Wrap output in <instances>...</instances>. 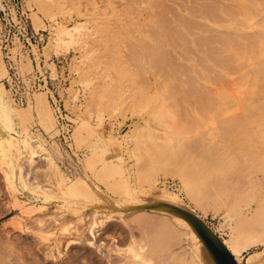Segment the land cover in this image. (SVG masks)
<instances>
[{"label": "rangeland", "instance_id": "obj_1", "mask_svg": "<svg viewBox=\"0 0 264 264\" xmlns=\"http://www.w3.org/2000/svg\"><path fill=\"white\" fill-rule=\"evenodd\" d=\"M2 1L7 15L0 8V54L3 60L0 64V83H3L0 102L4 101L0 112L9 115L18 139L21 140L24 131H33L53 154L61 170L72 179L84 180L85 175H95L98 184L112 189L110 200L124 198L120 205L124 206L123 214L130 216L127 218L146 215L151 216L150 220H156L158 214L152 213V200L148 194L151 181L157 180L160 188L165 185L183 199L174 205L185 213L182 217L191 215L200 219L221 244L230 231L229 216L234 217L235 210L249 213L261 203L264 197V150L258 153L251 148L253 139L249 135H233L232 132L238 131L242 124L247 128L250 121L258 118V109L264 102L261 97L264 79H252L251 88L241 85L246 73L258 71L254 59L262 47L264 0H241L250 7H244L245 14L253 12L249 14L254 17L252 25L244 21L234 0H159L158 14L151 7L153 0L149 3V0H44V8L39 7L37 0ZM205 18L214 22L213 25L207 24ZM17 19L27 22L31 42L27 37H21ZM224 20L229 21L228 25L232 23L229 27L235 31L224 30L228 26ZM6 21L13 27L8 25L5 32ZM84 22H91L98 30L88 49L81 50L75 44L68 51L56 54L53 42L59 28ZM156 26L167 30L164 37L156 33ZM9 31L7 43L4 34ZM148 52L159 58L155 68L162 78L169 71L177 79L178 87L164 100L147 99L151 82L143 60ZM86 56L90 59L89 71L79 73L76 64ZM236 61L241 65L238 66ZM4 67L9 70V77L2 78ZM105 70L111 77L109 99L99 105L95 91ZM162 78L158 80L162 82ZM204 78L210 79L209 87L202 84ZM87 85L93 89L92 95H85ZM253 88L255 93L251 95L240 94V91L248 92ZM127 93L136 94L137 105L133 110L124 105ZM76 95L74 107H71ZM248 99L254 109L249 106ZM237 100L245 105V117L239 116ZM114 107L118 110L114 111ZM99 113L103 116L101 124L95 121ZM231 115L234 120L229 118ZM147 120L154 138L143 147L149 151L138 154L142 159L138 163L126 154L124 147L113 144L109 138L106 141L99 139V131L106 129L107 124L114 126L112 137L117 136L121 141L122 135L129 130L133 129L132 134L137 135ZM119 153L126 159L120 167L116 165L119 164L116 160ZM26 167L28 171L34 169L28 164ZM138 174L147 179L139 180ZM17 179L19 191L7 200L5 197L10 190L0 171V236L10 233L12 239L32 240L28 234L20 235V226H16L26 219V211L22 209L27 205L32 207V204L47 205L43 208L45 212L57 208H53L49 200L26 191ZM125 183L146 191L137 193L136 201L135 196L126 194ZM186 185L192 200L185 191ZM16 197L23 204H16L10 212L4 205L15 201ZM117 209L113 206L114 211ZM166 209L180 215L170 207ZM70 215L74 217L71 212ZM222 223L224 228L221 229ZM146 233L149 237L147 250L154 258L153 264H187L182 259L184 255L175 253L194 246L184 229L179 236H173L168 229L160 230L152 225L146 227ZM112 241L111 236H105V242ZM67 257L57 264L69 262ZM47 261L46 264H56Z\"/></svg>", "mask_w": 264, "mask_h": 264}, {"label": "bare ground", "instance_id": "obj_2", "mask_svg": "<svg viewBox=\"0 0 264 264\" xmlns=\"http://www.w3.org/2000/svg\"><path fill=\"white\" fill-rule=\"evenodd\" d=\"M37 1L40 8L46 7L44 0ZM150 1L152 0H149L148 3ZM234 3L237 4V7L241 12V16L244 17H242L244 21H246V23L249 25H252L254 23V17H251L249 14H252L253 12L245 14L244 11V7L248 4L246 5V3L241 0H234ZM151 7L154 12H157L158 14L160 11L159 0H153L151 2ZM0 8L1 10L5 9L2 0H0ZM249 8L250 7H248V9ZM186 12L187 11H185V14ZM222 13L223 12H221V14ZM261 14L264 16L263 11ZM208 20L207 24L210 22V20ZM204 21L206 23V20L203 19V22ZM213 23H211V26ZM261 23L264 27L263 18ZM261 23L259 25H261ZM214 25L218 27L217 24ZM229 25H223L227 28H224L223 26L222 28H224V30H228V28L229 30L233 29V27L230 29ZM230 26H232V23ZM218 28L221 29V27ZM247 30L249 29L247 28ZM251 30L254 29L252 28ZM95 31L98 32V30L95 29V26L91 25V22H84L72 27H60L57 37L54 38L53 42L56 54H58L60 51H68L70 47L75 44L79 45V49L87 50L90 40L94 39L93 36L96 33ZM155 31L157 34H159V37H164L163 34L167 32V30H164L161 26H156ZM232 31L235 30L233 29ZM96 35H98V33ZM87 54L90 55V52H87ZM257 54L258 53L255 55ZM254 58L256 57L254 56ZM158 59L159 58L156 54L148 52L143 60L144 64L146 65V74H148L151 82L148 88V100H155L157 98L164 100L165 96L171 95L173 89L178 87L177 79L173 73L168 71L165 73L163 78L161 75H159L155 68V62ZM89 60L90 59H88V56H86L85 59L79 61L76 64L79 73H85L89 71ZM254 61L258 66V71L252 73L248 72L244 75L242 80L243 82H241V85L244 88L245 86H247V88L248 86L251 88L250 86L252 84L250 81L252 79H256L257 77L264 79V34L262 36V47L257 59H254ZM0 64H3L1 54ZM240 65L241 63L238 62V66ZM2 70L4 73V77L2 78H5L7 75L8 77L10 76L8 69L4 67ZM103 73L104 75L101 77L98 88L95 91V95L99 99V105H102L109 99L108 89L111 85L109 82L111 77L109 76L108 70H105ZM159 78H162V82L158 80ZM202 80V84L205 87L210 86V79L204 78ZM1 85H3V83H0V86ZM254 88L252 89L253 91L251 89H248V92L246 90L243 93L240 91V94H245L246 96L251 95L255 90ZM92 90L93 89L87 85L85 87V95H92ZM256 90H258V88ZM261 97H264V95ZM261 97L259 96V98ZM76 99L77 95L73 98V101H71V107H74L73 103L76 101ZM249 99L248 101H250ZM255 99L256 98H254V100ZM2 103H4V101L0 102V105ZM124 105L133 110V107L137 105L136 94L127 93L125 95ZM250 105L251 101L249 106ZM244 106L245 105H243V103L240 101L236 103L239 116L243 115L241 117H245L246 115V108ZM251 108L254 109V107ZM1 110L5 111L3 107H1ZM117 110L118 108L114 107V111ZM258 111H260L259 117L250 121L247 128L245 124H242L239 126L238 131L235 132V130H233L232 134L234 135L241 133V135L245 137L249 135V137L253 139V142H251V148L255 149L256 152L259 153V151L264 150V102L260 104ZM133 112L134 111H132V113ZM229 118L234 120V116L232 115ZM159 119L161 120L162 118ZM95 121L97 124L103 123L102 114L99 113L95 117ZM224 125L228 126V123ZM113 127L114 126L112 124H107L106 129L99 131L100 141H106V139L109 138L110 142L113 144H116L121 148L124 147L126 154H128L129 157L132 158L136 163L141 161L142 159L138 157V154L142 153L143 151L148 152L149 150L146 148V150H144L143 147L149 140L154 138L152 134V126H150L149 121L147 120V123L140 127V131L137 135L132 134L133 129L124 133L122 135L123 140L121 141L117 136L112 137L111 131H113ZM15 133L16 132L13 128V123L9 115H5L4 113L2 114L0 112V171L4 178V183L6 184L7 189L10 190V194L6 192L8 196L5 198L8 200V197H11L15 192L19 191L16 184V179L18 177L22 182L21 186H23L26 191L38 194L43 199L49 200L52 203L53 208H57V210L45 212L43 208L47 207V205L38 206L32 204L33 208L30 207L31 205H27V208L25 206V209L23 208L22 210L26 211L24 212L26 215L24 218L26 219H24L25 221L18 222V225L16 226H20V235H23V233L24 235L28 234L30 238L33 239H24L25 241L22 239H12V235L9 236L10 233H6L8 232L6 231V234H3L4 236H0V264H46L48 262L47 260H51L57 264L64 261L67 256V258H69V262H65V264H153L154 258L149 256L147 250L149 237H147L146 233V227H151L152 225L159 227L160 230L161 228L168 229L169 233H171L173 236H179V232L184 229V234L189 235L192 238L194 246L190 248H184V251H176L175 253L177 254L180 252V254L184 255L182 259H185L187 264H219L217 263L218 261H216L217 259L215 255L205 242V239L197 227V222L199 221L212 240L221 249H226L231 255L235 257L237 264H264V197L261 203L258 204L256 208L250 210L249 213L243 214L235 210L234 217L229 216L227 221H229L228 226L230 231L226 233L221 244L214 239V236H211L213 234L209 233L211 231L207 230V226H205L200 219L198 220L197 217L195 218L191 215L182 217V215L185 213L174 207V205L180 204L183 199L179 196V194L170 190L165 185H163V188H160L157 185V180L151 181L150 184L152 187L150 189V193L148 194L149 198L152 200L150 209L153 210L152 213L154 212L158 214L156 220H150L149 218L151 216L146 215L127 218L130 216L123 214L124 206L120 205L121 199L124 200V198L119 199L115 197V201L110 200L109 197L112 194V189H105L100 184H98V178L95 175H85L84 180L72 179L71 176L67 175L61 170L60 166L57 164V161H55L53 154L49 151V149H47V146L41 139H39V137L36 136L33 131H24L21 140L14 135ZM116 160L119 162V164H116L118 167L126 162V159L120 153L118 154V157H116ZM41 163L43 165H40ZM27 164L30 167H34V169L28 171L26 167ZM103 167H106V165H103ZM132 168H135L134 165ZM138 176L139 180L144 178L147 179L146 177H142L141 174H138ZM129 187L130 186L125 183L124 190L126 194L135 196L136 201L138 200L136 194H142L146 191H141V189L138 187L135 189ZM185 191L192 200L193 198L191 197V193L189 192L190 190L187 185L185 187ZM84 200H86L88 204L84 202ZM90 202L94 203L90 204ZM16 204H19L18 206H20L23 203H21L16 197L15 201H8V203L4 206L11 212L13 211L12 207L17 206ZM113 206L118 207L119 209L114 211ZM166 206L172 208L180 215L168 212L166 209L168 207ZM70 212L74 214V217L70 215ZM16 222L13 223L17 224ZM116 222H122V224H117ZM220 228H224V223L220 225ZM136 230H140L141 233H138L139 231L137 232ZM118 234L121 235V237L119 236L120 238L117 237ZM105 236H111L113 240L112 243L105 242ZM21 237L23 238V236ZM157 240H159V238H157ZM45 261L47 262L45 263Z\"/></svg>", "mask_w": 264, "mask_h": 264}, {"label": "water", "instance_id": "obj_3", "mask_svg": "<svg viewBox=\"0 0 264 264\" xmlns=\"http://www.w3.org/2000/svg\"><path fill=\"white\" fill-rule=\"evenodd\" d=\"M197 227L199 231L201 232V235L205 239V242L215 255L217 261L219 264H237L236 259L233 255L229 253L226 249H221L209 236V234L204 230L203 225L199 222H197Z\"/></svg>", "mask_w": 264, "mask_h": 264}, {"label": "built area", "instance_id": "obj_4", "mask_svg": "<svg viewBox=\"0 0 264 264\" xmlns=\"http://www.w3.org/2000/svg\"><path fill=\"white\" fill-rule=\"evenodd\" d=\"M4 6H5V9L4 10H1V12H3L4 15H7L6 14V10H7L6 5H4ZM17 24H18L19 29H20L21 37L24 38V39H25V37H27V40L28 41L30 40V42H31L32 37L30 36L29 29H28V26H27V22L23 21L22 19H21V21L17 19ZM8 25L11 26L10 28L13 27L12 24H10L9 22L6 21L5 32H6V28H8ZM10 31L4 34V36H6V40L5 41L7 43L9 41V39H10ZM18 39L21 40L20 37ZM13 77H15V76H13ZM13 77H11V78L13 79Z\"/></svg>", "mask_w": 264, "mask_h": 264}]
</instances>
